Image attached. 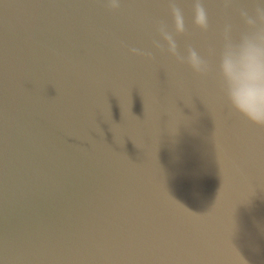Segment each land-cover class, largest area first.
<instances>
[{"label": "water", "instance_id": "obj_1", "mask_svg": "<svg viewBox=\"0 0 264 264\" xmlns=\"http://www.w3.org/2000/svg\"><path fill=\"white\" fill-rule=\"evenodd\" d=\"M119 2L0 0V264H264V127L215 72L264 0H177L206 74L153 47L169 0Z\"/></svg>", "mask_w": 264, "mask_h": 264}, {"label": "clouds", "instance_id": "obj_2", "mask_svg": "<svg viewBox=\"0 0 264 264\" xmlns=\"http://www.w3.org/2000/svg\"><path fill=\"white\" fill-rule=\"evenodd\" d=\"M112 11L120 8L119 0H108ZM171 30L166 23L158 25L160 39L153 40V47L161 53L174 57L179 63L187 64L198 74H206L208 61L191 45L186 48V55L179 51L177 37L186 33V18L177 0H169ZM257 15L252 16L247 10H241L245 21L256 26L244 34L238 43H227L218 53L215 72L222 86L228 105L233 111L243 116L254 125L264 127V28L258 22L264 21V8H257ZM192 23L206 31L209 27L207 10L202 0H194ZM230 30L226 26L225 32ZM133 55L152 57L151 51L131 49Z\"/></svg>", "mask_w": 264, "mask_h": 264}]
</instances>
